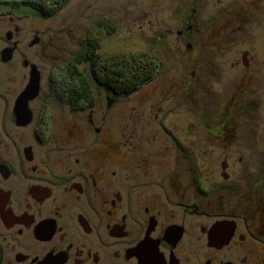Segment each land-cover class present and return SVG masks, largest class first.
<instances>
[{
  "label": "flooded vegetation",
  "instance_id": "flooded-vegetation-1",
  "mask_svg": "<svg viewBox=\"0 0 264 264\" xmlns=\"http://www.w3.org/2000/svg\"><path fill=\"white\" fill-rule=\"evenodd\" d=\"M223 1L188 2L179 35L192 63L221 64L212 53L241 44L238 29L264 19L262 5L217 11ZM21 4L0 0V264H264V151L239 145L252 136L233 127L258 122L237 118L242 95L231 96L217 134L202 133L204 116L196 130L185 120L179 134L159 128L156 108L150 123L115 121L126 116L119 102L141 85L116 92L92 69L93 96L98 85L105 108H75L53 86L60 46L37 29L19 33ZM242 51L232 68L248 62ZM200 72L187 83L201 81ZM216 154L221 167L208 186L202 164Z\"/></svg>",
  "mask_w": 264,
  "mask_h": 264
},
{
  "label": "rangeland",
  "instance_id": "rangeland-1",
  "mask_svg": "<svg viewBox=\"0 0 264 264\" xmlns=\"http://www.w3.org/2000/svg\"><path fill=\"white\" fill-rule=\"evenodd\" d=\"M23 1L24 5L21 4L16 9V12H25L19 21H15L19 33L29 29L41 31L47 40L51 39L53 44L60 46L57 50L62 55V64L74 60L75 51L87 39L97 42V51L103 57L116 53H145L160 60L152 79L143 82L139 89L119 102L126 108V116H116L115 121L123 119L128 124L137 125L139 123L135 121L140 122L142 119L150 123L154 118L152 108H156L155 113L159 114L156 124H161V121L165 123L160 129H174L176 133L182 134L180 131L184 128L185 120L189 119L195 129L193 121L204 116L206 128H202V133L209 135V131L212 134L216 131L214 134H217L219 127L216 121L228 116L226 105L231 96L238 94L242 96L239 97L240 109L237 118L258 120L255 125H234L235 134L252 136L239 145H244V151L255 150L260 154L264 151V19L257 25L254 21L250 22L245 26L249 29L244 26L238 29L237 38L241 44L226 49L219 55L212 53L210 59L213 58L221 64L214 63V60H197L198 62L192 63L184 54V37L179 35L190 0H68L54 14H47L48 9L42 7L53 6L55 0ZM223 2L216 6L217 11L225 7L241 10L255 5L256 12L257 7L262 5L264 13V0ZM36 8L44 14L41 15ZM207 15L206 9L204 15L202 12V18H209ZM234 24L239 25L236 22ZM244 48L248 51L245 53L248 62L239 60V67L232 68L229 63L242 58ZM78 67L91 75L88 62L79 63ZM194 70L202 71L199 73L202 79L195 84H188ZM93 86L97 95L95 109L103 111L106 94L98 85ZM251 100H255L254 109L249 107L248 102ZM60 108L67 112V106ZM132 128L129 127L130 130ZM213 147L215 146L208 144V152ZM250 160L254 159H248ZM221 161L217 154L213 157L208 155L206 162L202 164L204 171L208 173V186L215 183L216 177H211L210 174L220 170ZM229 161L234 162L231 166L233 168L242 166L235 159ZM215 196L209 195L208 203H214Z\"/></svg>",
  "mask_w": 264,
  "mask_h": 264
},
{
  "label": "trees",
  "instance_id": "trees-1",
  "mask_svg": "<svg viewBox=\"0 0 264 264\" xmlns=\"http://www.w3.org/2000/svg\"><path fill=\"white\" fill-rule=\"evenodd\" d=\"M67 1L55 0L53 6L42 9H48L47 14H54ZM97 49V42L87 39L75 51L74 60L63 64L60 76L55 75L57 80H54L53 86L59 88L58 94L65 101L69 99L75 108L94 104L96 99L87 72L78 67L79 63H83L82 60L90 64L96 82L116 92H129L138 88L152 78L159 67L160 60L153 55L116 53L102 57Z\"/></svg>",
  "mask_w": 264,
  "mask_h": 264
},
{
  "label": "water",
  "instance_id": "water-1",
  "mask_svg": "<svg viewBox=\"0 0 264 264\" xmlns=\"http://www.w3.org/2000/svg\"><path fill=\"white\" fill-rule=\"evenodd\" d=\"M32 79H33V76H32ZM34 82H36V86H37L38 81L36 80V81H34ZM31 87H33V83H31Z\"/></svg>",
  "mask_w": 264,
  "mask_h": 264
}]
</instances>
